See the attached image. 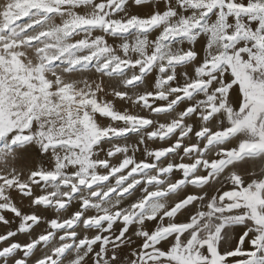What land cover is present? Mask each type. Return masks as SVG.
<instances>
[{
  "label": "snow or ice",
  "instance_id": "obj_1",
  "mask_svg": "<svg viewBox=\"0 0 264 264\" xmlns=\"http://www.w3.org/2000/svg\"><path fill=\"white\" fill-rule=\"evenodd\" d=\"M0 165V264H264V0H0Z\"/></svg>",
  "mask_w": 264,
  "mask_h": 264
},
{
  "label": "rangeland",
  "instance_id": "obj_2",
  "mask_svg": "<svg viewBox=\"0 0 264 264\" xmlns=\"http://www.w3.org/2000/svg\"><path fill=\"white\" fill-rule=\"evenodd\" d=\"M79 11L83 12L84 9H79ZM100 33H94V35H99ZM109 39V43L112 44H116L119 43L118 41H113L111 38ZM199 47V45L197 46ZM189 71L191 72V69H189ZM65 79H69V80H89V81H96V82H100V80L102 79L100 77L99 74L94 73L93 71H87V72H83V73H73V74H69L65 76ZM104 83L108 84V78H103ZM81 87L83 86L82 84L80 85ZM123 90V89H121ZM109 91H111V89L109 88ZM109 99H111V97H109ZM115 106L118 109H125L128 107V105L120 100H116L115 101ZM141 114L143 115H148L147 112H142ZM97 119L102 123V124H107L108 121L105 118H100L99 116L97 117ZM133 140L135 139V137L132 138ZM155 146H159V145H155ZM137 158H141V154L137 153ZM41 159L40 157H38L35 153H30V154H20L18 156V158L15 161H12L8 167V171H11V169L14 167L16 169L17 172L22 173V178H26L27 175L29 174L30 170H33L34 168H36L40 163H41ZM0 170H3V165H0ZM11 196L14 200L15 203H17V205L19 207L22 208V210L24 212H29L30 209L27 207L28 201L27 199H22V195L18 193V191L13 190L11 192ZM5 215L7 216V218L9 220L12 219L13 215L12 213H5ZM46 215H51V213H46ZM15 224L12 225L13 228H15ZM43 227V225L41 226ZM5 231V226H3L2 224H0V233H3ZM37 232L40 231L39 228L36 229ZM20 240H24L25 237L23 235H20L17 237Z\"/></svg>",
  "mask_w": 264,
  "mask_h": 264
}]
</instances>
